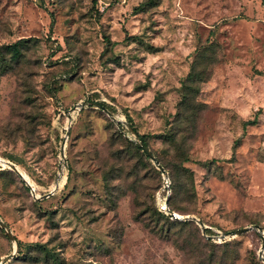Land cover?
<instances>
[{
  "label": "rangeland",
  "instance_id": "rangeland-1",
  "mask_svg": "<svg viewBox=\"0 0 264 264\" xmlns=\"http://www.w3.org/2000/svg\"><path fill=\"white\" fill-rule=\"evenodd\" d=\"M146 1L0 0V218L15 238L0 227V261L40 244L62 264H264L257 231L223 238L264 233V0L135 11ZM20 40L16 61L2 48ZM193 66L203 82L185 90ZM87 101L120 122L93 108L69 120ZM167 200L184 220L158 227ZM22 256L8 264H45Z\"/></svg>",
  "mask_w": 264,
  "mask_h": 264
},
{
  "label": "trees",
  "instance_id": "trees-1",
  "mask_svg": "<svg viewBox=\"0 0 264 264\" xmlns=\"http://www.w3.org/2000/svg\"><path fill=\"white\" fill-rule=\"evenodd\" d=\"M160 1L161 0H147L141 6L135 8V11H137V12L138 11H148V10H150L152 8L157 7L160 4ZM125 40H127V38ZM28 42H29V40H20L19 42L15 43V44H13L11 46H6V47H4L2 49L5 50L7 53H11L12 57L15 58L16 61H18L20 59V56H21L20 50L23 49V47H25V45L28 44ZM114 45H116V43L111 42V40H107V47L114 46ZM1 65H2V62H0V70L2 69ZM201 78L202 77H199V76H197L194 73V66H193L191 72L189 73V75H188V77L186 79V81L183 83L184 89L188 90L192 85H194L198 81L203 82L201 80ZM188 104H189L188 103V95H184L182 100H181V102H180L179 107L182 110ZM102 106L107 109L106 106H104V105H102ZM256 121L257 120L255 119L253 122H246L245 126L254 125L256 123ZM159 137L165 143H174V138L173 137H170V136H159ZM141 139L146 144V146L149 148V146L146 143L145 137L141 136ZM137 148H138V150L142 151L139 147H137ZM187 163H190V160L188 158H185L182 161L181 166L183 168V171L185 173H188L193 178V173L188 168L184 167V164H187ZM165 169H167V168L165 167ZM170 181H171L170 189L172 191V188H173L174 184H173L171 178H170ZM178 188H179L178 180H175V186H174L175 193L178 192ZM27 189L31 192V189L29 187H27ZM154 217H156V222L158 224V227H160V225L162 224L163 220L164 221H169L170 220L169 217H167V215L165 213L160 211V209L158 211H154ZM19 247H20V255H23L22 257L24 259H31V261H35L34 263L42 262V263H45V264H47V263L62 264V261H61V259L59 257V253L49 250L45 245H40V244L29 245V246H27V250L28 251H27L26 254H22L21 244H19ZM32 250L38 252L41 255V258H37L36 260H33L34 258L31 257V254H30V252Z\"/></svg>",
  "mask_w": 264,
  "mask_h": 264
},
{
  "label": "water",
  "instance_id": "water-1",
  "mask_svg": "<svg viewBox=\"0 0 264 264\" xmlns=\"http://www.w3.org/2000/svg\"><path fill=\"white\" fill-rule=\"evenodd\" d=\"M85 108H93V109H98L101 110L102 112L106 113L109 118H111V120L113 122H120L118 121L112 113H110L105 107H103L102 105H100L97 102H92V101H87V102H82L78 105H76L73 109H71L67 114H68V119L71 120L72 119V114L75 113L76 111H82ZM127 128L129 129V131L133 134V136L135 137V143L136 145L142 150V152L144 153V155L155 164V166L160 170V172L163 175H166L165 180H169V176L167 175L166 170L163 168V166L160 164V162L157 160V158L153 155V153L151 152V150L146 146V144L143 142V140L136 134V132H134V129L128 125ZM69 132L67 131V136H68ZM64 148H65V144H62L61 147V156L63 159H65L64 157ZM65 167L67 166V162L64 161ZM6 166L9 167L13 172H15L25 183L26 185L31 189V192L34 194L35 190L33 189V187L31 186V184L25 180V178L23 177V175L21 174V172L17 169V167H15L12 164L6 163ZM56 190H58V187H56V189H54L52 192H50L48 195H45L43 198H38V199H49L51 196H53L56 192ZM166 204V208L168 210V200L165 203ZM167 217H169L170 219L174 220H184V218H179L176 216L175 213H171L169 211H167L166 213ZM202 226V224H201ZM0 227L2 229H4L7 232L8 238L12 241L15 242V238L13 236V233L11 231V229L8 227V225L0 218ZM253 231H257L261 236H262V241H263V245H262V249H264V233L261 229L260 226H254V227H250V228H244V229H240V230H236L233 232H229L227 233L223 238H228V237H236L248 232H253ZM16 247V252L10 254L9 256L5 257L4 259H2L0 261V264H8L11 262V260L14 259L16 253H18L19 251V247L18 245L15 246Z\"/></svg>",
  "mask_w": 264,
  "mask_h": 264
},
{
  "label": "built area",
  "instance_id": "built-area-1",
  "mask_svg": "<svg viewBox=\"0 0 264 264\" xmlns=\"http://www.w3.org/2000/svg\"><path fill=\"white\" fill-rule=\"evenodd\" d=\"M170 186H171V181H170V179H169V180H165V182H164V187H163V188H164V192L167 191V192L170 193V191H171ZM165 203H166V202H165ZM165 203H161V204H160V211L166 214L167 211H169V210H167V208H166V204H165Z\"/></svg>",
  "mask_w": 264,
  "mask_h": 264
},
{
  "label": "bare ground",
  "instance_id": "bare-ground-1",
  "mask_svg": "<svg viewBox=\"0 0 264 264\" xmlns=\"http://www.w3.org/2000/svg\"><path fill=\"white\" fill-rule=\"evenodd\" d=\"M23 175V174H22ZM24 177V176H23ZM25 178V177H24ZM26 180V179H25ZM177 217H179L178 215H176ZM180 218V217H179Z\"/></svg>",
  "mask_w": 264,
  "mask_h": 264
}]
</instances>
